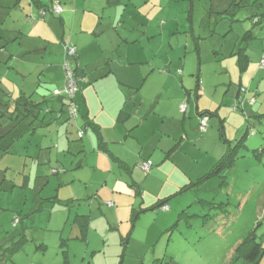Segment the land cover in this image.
<instances>
[{
  "label": "rangeland",
  "instance_id": "rangeland-1",
  "mask_svg": "<svg viewBox=\"0 0 264 264\" xmlns=\"http://www.w3.org/2000/svg\"><path fill=\"white\" fill-rule=\"evenodd\" d=\"M54 1L63 9L71 4ZM83 1L65 19L50 12L43 18L30 0H0V254L26 233L22 250L0 264H170V258L177 264H229L253 229L264 264V151L256 152L264 149V0H237L239 7L232 0H88L86 10ZM72 37L79 41L72 46L78 52L82 46L90 58L83 54L81 60L86 72L76 97L78 118L71 121L67 110L49 112L52 103L41 105L34 123L22 120V94L37 104L42 97L57 100L66 40ZM45 51L52 56L44 59ZM120 55L133 64L122 65ZM161 57L178 65L172 75L187 89H195L200 75L198 101L175 91L155 99L169 85L157 76L141 92L153 68L167 72ZM109 62L126 86L103 76ZM242 89L249 90L248 101L235 111ZM197 107L225 117L237 157L220 177L179 193L226 152L221 122L208 117L201 134ZM121 109L130 115L125 124ZM151 109L156 113L148 114ZM86 115L101 127L111 150L129 161L132 173L112 169L95 130L84 129ZM147 160L154 165L149 174L140 168ZM167 198L168 211L141 213L123 245L133 209H151ZM199 200L229 205L210 209ZM184 210L221 216L174 227ZM77 215H93L87 242L79 238Z\"/></svg>",
  "mask_w": 264,
  "mask_h": 264
},
{
  "label": "trees",
  "instance_id": "trees-1",
  "mask_svg": "<svg viewBox=\"0 0 264 264\" xmlns=\"http://www.w3.org/2000/svg\"><path fill=\"white\" fill-rule=\"evenodd\" d=\"M30 2L34 6L39 8L40 11H43L42 12L43 17H46L49 12L56 15V16H61V14H62V13L56 14L54 11V8L58 5H52L51 7L47 8V6L43 5L40 0H30ZM239 5H240V3H238L237 0H232V6H238L239 7ZM61 9H62V7H61ZM259 23H260V20H258L256 24H259ZM76 73L79 75L78 69L76 70ZM200 87H201L200 82L198 81L197 89L199 90ZM26 97H27L26 95H21V97L18 98L17 111L19 112L20 118H22V120H25L26 122L30 121V124L34 123V120L37 118L36 113H37V111L40 110L41 105H44V104L48 105V104H52V103L54 104L57 102V104L59 105V109H58L59 113L60 112L61 113L66 112L67 105H68V103L66 105L64 104L65 99H66V97L64 95H61V96H55L54 95V97L57 98V100L55 102L53 100L49 101L45 97H43V101L41 103H38V104L33 102V101L28 102L27 101L28 99ZM244 106H243V108L235 109V105H234V110L235 111H239L240 109L244 110ZM49 112H56V110H54L52 107H50ZM215 112L216 111L212 112L209 110L201 112L200 119L202 117H209V118L213 117L217 113V112L216 113ZM220 120H221V124H220L221 134L220 135H221V140L224 141V144L226 145V152L218 160V162H216V164L213 166V168L205 176L198 179L196 182L192 181L190 183L185 184L180 189L179 193H183L184 191L190 190L193 187L196 188L197 186L202 184L203 181L208 180L210 178L220 177V175H222V173H224L225 170L232 168V166L234 164L233 162L236 161V157H237L236 148H238V147H235V148L232 147V141L230 139H228L226 134H225V128L223 125V120L222 119H220ZM85 121L86 122L84 125V129L87 130L89 127H92V129L95 130V132L97 133V135L99 137V145L101 146L102 150L107 151V150H104V147H107V144L102 140V134H101L99 127L98 126L94 127L92 125V123L90 122V120H88L87 117H86ZM247 133H249V132H247ZM242 145L245 146V143H243ZM263 151H264V149L261 148V150H257L256 152H260V154H261ZM256 154H255V156H257ZM167 200H164L162 202L160 201V203H158L157 206L151 208L150 210L160 209L162 206H164L166 204ZM199 202L202 203L203 205H206V204L209 205L210 209H223L224 211H225L224 207L229 205L227 203L214 205L212 202H206L203 200H199ZM145 211H147V209H144V208H140L139 210H134L135 214H133L132 221H135V219L138 217V215L142 212H145ZM216 216L219 217V216H221V214L216 212L214 214L209 213L207 215H204L203 217H200L198 215L190 216L187 213V211L184 210L179 215V219H178L177 223L174 225V227H176L179 223H181V221H185L187 223V227H190L189 224H190L191 218L202 219L203 222H206V221H208V220H210ZM76 222L80 227V230L82 233L81 236L85 237L87 230H88V217L87 216H79V217H77ZM25 234H23L22 237H18L17 241H14L10 247H8L2 251V254H0V260L5 258V257L11 259L14 254H16L22 250V247L26 241ZM124 240L127 241V238H125ZM262 255H263V246H262L261 242L259 241V236L257 235L255 229H253L249 232L247 237H245L243 239V241H241L237 245V247L235 248L233 257L229 261V264H259V262L262 258ZM169 263L170 264H177L171 258H170Z\"/></svg>",
  "mask_w": 264,
  "mask_h": 264
},
{
  "label": "crops",
  "instance_id": "crops-1",
  "mask_svg": "<svg viewBox=\"0 0 264 264\" xmlns=\"http://www.w3.org/2000/svg\"><path fill=\"white\" fill-rule=\"evenodd\" d=\"M41 1V0H40ZM107 2H112L111 0H107ZM41 3L43 4V2L41 1ZM53 3H55V1L54 0H51V5H53ZM71 4H70V6H66V8L65 9H63V11H62V14H61V16H64V18L65 19H69L72 15H74V12L72 11V6L74 5L75 7L77 6V4H78V0H71V2H70ZM87 3H88V0H84L83 1V3H82V6H81V8L83 9V10H86V8H87ZM32 4V3H31ZM33 5V4H32ZM43 5H45V4H43ZM34 6V5H33ZM49 6V5H48ZM36 9H38V10H40L39 8H37L36 6H34ZM49 7H51V6H49ZM95 8V7H94ZM95 10V9H94ZM43 18H45V17H43ZM62 21L63 22H65V20H63L62 19ZM83 25H84V23H83ZM82 25V26H83ZM81 26V27H82ZM74 40H76V42L77 43H79V41L77 40V38H74V37H72V38H68V40H66V41H68V43L69 44H73V42H74ZM81 46V45H80ZM79 48V50H80V52H78V58H77V68H78V72H79V75L83 78V75L85 74V70L82 68V66H83V64H82V62H81V60H82V56H83V54H87V59L89 60L90 58H89V56H88V52H84L85 51V49H83V47L81 46V47H78ZM47 55H49L50 57L52 56V54H51V52H47V51H45V52H43V58L44 59H46V57H47ZM126 56H127V52H126ZM159 59H161V66H163V67H165L164 68V70H167V72L166 73H163V72H161V71H158V72H155V71H153L154 70V68H153V70H152V72H148L147 74H146V77H145V79H144V82L143 83H141V87H140V89H141V92H142V90L148 85V83H149V79H151L153 76H157V77H159V78H162V79H164V81L168 84V82H169V85L166 87V85L165 86H163L162 88H161V90L160 91H158V93H157V96L155 97V99H157V97H166V95H168L169 94V92H174L175 93V95H177V96H179V97H181L182 99H184V98H188V97H191L192 95H195L196 96V101H198V98H199V96H200V91H201V87H202V84H201V81H200V75L198 74L197 75V84H198V81L200 82V89L198 90L197 89V86L195 87V89L194 90H190V89H187L186 87H185V83H184V81L183 80H181V82H179L178 81V79H176L173 75H172V73L176 70V68H177V66L178 65H176V66H173L172 65V60H168V58H165V57H161V58H159ZM116 60H118L122 65H131V64H133V63H131V62H129V60H128V57L125 59V57L124 56H121L120 55V58L119 59H116ZM148 60V59H147ZM55 61L56 62H60V58H56L55 59ZM110 62H112L111 60H109ZM107 63L106 65L107 66H109V69L108 70H106L105 68H103V69H105L106 70V73H105V75H103L106 79H112L113 77L115 78V77H118L119 78V84H121V85H123V86H126V84H123L122 82H123V80L120 78V76H119V73H118V75H117V72H115V71H117V67L116 68H112V65H111V63ZM114 62V61H113ZM112 62V63H113ZM114 65H116V64H114ZM119 69H121V68H119ZM124 69V68H123ZM48 70H50V69H48ZM259 72H261L262 70H264L263 68H261L260 67V64H259ZM156 74V75H155ZM141 75H142V77L144 76V73H143V71H141ZM182 76V75H181ZM115 83V85H117L116 84V82H114ZM64 85H65V77L63 78V81H62V84H60V87H56L55 88V90H63L64 89ZM118 86V85H117ZM140 89H136V91H137V93H138V95L139 94H141V92H139L140 91ZM249 91V90H248ZM248 91H246V90H238L237 91V93H236V97H237V99H238V101L237 102H239V100H245V105H246V103H247V92ZM242 94H245L243 97H242ZM22 95H24V94H22ZM78 95V94H77ZM187 95V96H186ZM77 97V96H76ZM43 98V97H42ZM248 98H249V96H248ZM189 99V98H188ZM65 101H66V99H65ZM255 102V100H253V101H250V103L252 104V103H254ZM68 103V102H67ZM250 105V104H249ZM54 110H56V112L57 113H59V111H58V109H59V106H57V105H55V104H53L52 106H51ZM244 108H245V106H244ZM79 110H80V108H79ZM204 111H206V110H204ZM211 111V110H210ZM216 112V115L215 116H213V117H217L218 118V120H219V122H221V120L220 119H222L223 120V122L226 120L225 119V117H223L221 114H220V112H218V110H215ZM121 113H120V116H119V119H121L122 121H120V123L121 124H125V123H123V122H125V121H127L128 119H129V117H130V115L129 114H127L125 111H124V109H121V111H120ZM202 112V111H201ZM201 112H198V107H197V113L199 114L198 116L200 117V114H201ZM61 113V112H60ZM59 113V114H60ZM152 113H156V110H154V109H151L150 111H149V113L148 114H152ZM59 117H61V115H59ZM86 117L88 118V120H90V122L92 123V125L94 126V127H96V126H98L99 127V129H100V131H101V127L98 125V124H96V123H94V122H92V120L90 119V117H89V115H86L85 116V119H86ZM212 117V118H213ZM211 119V118H210ZM225 119V120H224ZM86 122V121H85ZM199 122H200V118H199ZM200 124V123H199ZM226 124H227V121H226V123H225V126H226ZM225 128V127H224ZM207 129H208V127H207ZM207 129H206V131H207ZM205 131V132H206ZM204 132V133H205ZM204 133H201V134H204ZM101 134H102V132H101ZM227 136V135H226ZM228 138V137H227ZM102 140L107 144V147H104V150H107V151H103L104 152V154L110 159V161H111V163H112V169H115V168H122V169H124V170H129L130 169V173H132V168H131V166H130V163H129V161L125 158V156L124 155H122V153H120V152H116V151H114V150H111V148H110V146H109V144L104 140V138H103V135H102ZM96 141H97V139H96ZM94 142V141H93ZM107 148V149H106ZM223 155H224V153H223ZM222 155V156H223ZM141 156V155H140ZM152 158H157V157H152ZM166 159V158H165ZM164 159V160H165ZM150 160H152L151 158H150ZM154 164H155V162H154ZM154 166V165H153ZM153 169V168H152ZM151 172V171H150ZM149 172V173H150ZM149 173H146V174H149ZM208 173V172H207ZM206 173V174H207ZM200 178V177H199ZM134 185H137V183H135ZM170 197V196H169ZM172 198V197H171ZM168 199V198H167ZM167 199H165V200H167ZM75 201H78V200H75ZM162 201H164V200H161V202ZM69 203H71V202H69ZM158 203H160V202H158ZM72 205L74 204V203H71ZM166 204H168L167 202H166ZM109 206H111V207H113L114 205H113V203H109L108 204ZM140 208H143L142 206H140ZM145 209V208H144ZM135 209H133V211H134ZM148 210H150V209H147V211ZM142 213H144V212H142ZM141 214V213H140ZM139 214V215H140ZM180 214H181V212H180ZM179 214V215H180ZM139 215H138V217H139ZM79 216H87L88 217V230H87V233H86V236L85 237H82L81 235H82V233H81V230H80V227H79V225L77 224V222H76V219H77V217H79ZM77 217H76V219H75V224H76V226L78 227V229H79V233H80V236H79V238L81 239V241H83V242H87L88 241V239H90V236H91V233L93 232L92 231V226H93V215H92V217L91 216H89V215H77ZM132 217H133V215H132ZM132 217H131V219H130V221H131V230L129 231V233H128V235L126 236V237H123L122 235H121V243L123 244V245H125V244H127V243H129V240L131 239V233L133 232V230H134V228H135V226H136V221H137V219H138V217H137V219L135 220V221H132ZM130 223V222H129ZM129 223H127L126 224V228L127 227H129V226H127ZM123 225H125V224H123ZM108 232V231H107ZM122 232V231H121ZM125 238H127V241L126 240H124ZM90 244V243H89ZM62 245H65V246H67V240L66 241H63V244ZM64 253H66L67 254V252H64ZM69 263V262H68ZM121 264H122V262H121Z\"/></svg>",
  "mask_w": 264,
  "mask_h": 264
},
{
  "label": "built area",
  "instance_id": "built-area-1",
  "mask_svg": "<svg viewBox=\"0 0 264 264\" xmlns=\"http://www.w3.org/2000/svg\"><path fill=\"white\" fill-rule=\"evenodd\" d=\"M56 14H61L62 9L60 6H56L54 8ZM65 61L63 63V71L65 74V85L63 90L54 91L55 96L64 95L68 102L67 105V113L70 116V120L73 121L78 118V105L76 102V96L78 91L80 90V83L84 79L76 73L77 66H73V62H76L77 58V50L71 44L67 43L65 45ZM260 67L264 69V56L261 60ZM245 105V100H239V102L235 103V109L243 108ZM181 111L183 113L186 112V106H181ZM208 127V117H202L200 119L199 131L200 133H204ZM140 168L145 172L149 173L153 168V163L150 160L145 161ZM169 207L164 205L160 208L162 211H168ZM17 224V221L15 222Z\"/></svg>",
  "mask_w": 264,
  "mask_h": 264
},
{
  "label": "clouds",
  "instance_id": "clouds-1",
  "mask_svg": "<svg viewBox=\"0 0 264 264\" xmlns=\"http://www.w3.org/2000/svg\"><path fill=\"white\" fill-rule=\"evenodd\" d=\"M76 61H77V58H76ZM78 69V68H77ZM165 205H167V204H165Z\"/></svg>",
  "mask_w": 264,
  "mask_h": 264
}]
</instances>
